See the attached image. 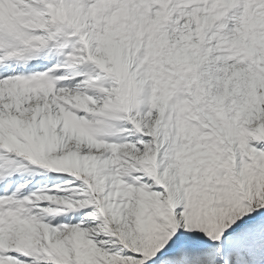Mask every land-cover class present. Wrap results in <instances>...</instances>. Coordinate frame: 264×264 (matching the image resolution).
<instances>
[{"label": "snow or ice", "instance_id": "6c2138e0", "mask_svg": "<svg viewBox=\"0 0 264 264\" xmlns=\"http://www.w3.org/2000/svg\"><path fill=\"white\" fill-rule=\"evenodd\" d=\"M0 264H264V0H0Z\"/></svg>", "mask_w": 264, "mask_h": 264}]
</instances>
